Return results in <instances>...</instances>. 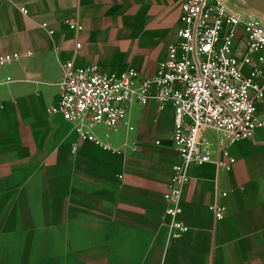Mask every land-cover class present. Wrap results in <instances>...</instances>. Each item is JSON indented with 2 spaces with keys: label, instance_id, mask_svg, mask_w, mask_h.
<instances>
[{
  "label": "crops",
  "instance_id": "0c3cea01",
  "mask_svg": "<svg viewBox=\"0 0 264 264\" xmlns=\"http://www.w3.org/2000/svg\"><path fill=\"white\" fill-rule=\"evenodd\" d=\"M219 1L264 27V15ZM179 2L0 0V55L18 54L0 62V264H264V127L228 147V170L220 133L206 131L209 159L186 166L181 189L187 232L169 243L163 194L182 163L172 106L133 103L116 131L83 129L110 150L50 112L63 64L153 76L181 26ZM255 112L264 120V91Z\"/></svg>",
  "mask_w": 264,
  "mask_h": 264
},
{
  "label": "built area",
  "instance_id": "2783aa9c",
  "mask_svg": "<svg viewBox=\"0 0 264 264\" xmlns=\"http://www.w3.org/2000/svg\"><path fill=\"white\" fill-rule=\"evenodd\" d=\"M179 7L181 26L153 76L133 69L115 73L95 64L75 68L66 63L57 81V106L50 108L71 122L78 135L110 150L83 129L100 124L116 131L133 103L153 100L172 106V142L182 163L171 166L163 194L169 243L187 232L180 218L181 189L189 178L186 166L209 159L206 131L220 133L217 144L227 160H218L217 165L228 170L233 162L228 147L252 138L256 127H264V120L255 115V104L261 102L264 91V27L238 17L219 0H180ZM20 11L25 13L24 8ZM66 23L80 28L76 21ZM237 38L244 47L241 55L235 53ZM17 58V53L0 55V62ZM212 212L215 220L224 216L220 206Z\"/></svg>",
  "mask_w": 264,
  "mask_h": 264
},
{
  "label": "rangeland",
  "instance_id": "374dc122",
  "mask_svg": "<svg viewBox=\"0 0 264 264\" xmlns=\"http://www.w3.org/2000/svg\"><path fill=\"white\" fill-rule=\"evenodd\" d=\"M228 6L239 12L255 13V16L264 15V0H227Z\"/></svg>",
  "mask_w": 264,
  "mask_h": 264
}]
</instances>
